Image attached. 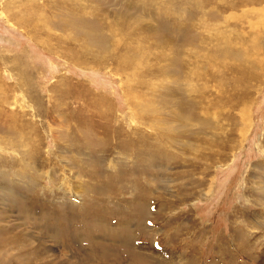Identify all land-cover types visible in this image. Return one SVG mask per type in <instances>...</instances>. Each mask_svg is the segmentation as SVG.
Masks as SVG:
<instances>
[{
    "label": "rangeland",
    "instance_id": "rangeland-1",
    "mask_svg": "<svg viewBox=\"0 0 264 264\" xmlns=\"http://www.w3.org/2000/svg\"><path fill=\"white\" fill-rule=\"evenodd\" d=\"M0 13V264H264V0Z\"/></svg>",
    "mask_w": 264,
    "mask_h": 264
},
{
    "label": "bare ground",
    "instance_id": "bare-ground-1",
    "mask_svg": "<svg viewBox=\"0 0 264 264\" xmlns=\"http://www.w3.org/2000/svg\"><path fill=\"white\" fill-rule=\"evenodd\" d=\"M1 14V13H0ZM134 114V113H133ZM240 115H241V119H242V132L243 131H245V130H247V119H248V114H247V112H246V108H244V110H242L241 112H240ZM133 121H135V119L133 120ZM242 132H241V137H242ZM11 133V132H10ZM6 135V134H5ZM4 135V136H5ZM7 137V136H6ZM4 139V138H3ZM28 158V157H27ZM216 158V157H215ZM33 163V162H32ZM6 188V187H5ZM2 190V187H1V183H0V191ZM12 191V190H11ZM8 192V191H7ZM138 206V205H137ZM137 208V207H136ZM140 209H138L137 211H139ZM257 218H259L260 216H262V213L260 212L259 214H257ZM257 218H254V219H257ZM260 218H262V217H260ZM257 221V220H256ZM256 223H258V222H256ZM259 224V223H258ZM63 234V233H62ZM10 241V240H9Z\"/></svg>",
    "mask_w": 264,
    "mask_h": 264
}]
</instances>
